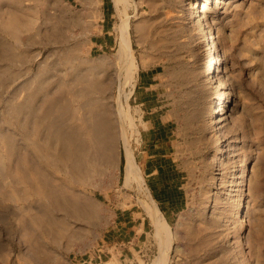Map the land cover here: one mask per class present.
<instances>
[{
	"label": "rangeland",
	"instance_id": "1",
	"mask_svg": "<svg viewBox=\"0 0 264 264\" xmlns=\"http://www.w3.org/2000/svg\"><path fill=\"white\" fill-rule=\"evenodd\" d=\"M97 1L0 0V264H264V0L210 12L228 93L220 132L192 23L207 0ZM127 18L133 81L117 66ZM124 139L148 192L127 180ZM163 159L182 189L173 219L160 211L170 240L147 176ZM239 159L249 185L236 219Z\"/></svg>",
	"mask_w": 264,
	"mask_h": 264
},
{
	"label": "bare ground",
	"instance_id": "2",
	"mask_svg": "<svg viewBox=\"0 0 264 264\" xmlns=\"http://www.w3.org/2000/svg\"><path fill=\"white\" fill-rule=\"evenodd\" d=\"M100 1L101 0L97 2L100 3ZM235 1L236 0H214L212 1L213 2L212 8L207 9L208 8L207 5L211 3V0H207L204 3H202L200 6L196 5V12L192 13V23L194 24L195 30L200 39V42H199L200 49H202V53L204 54V57H206L209 61V66H208L209 71L205 74V82L210 84L211 87H213L214 85L213 87L214 90L219 92L218 94V101L220 102L219 109L214 113V117H213V124L215 125V128H217L219 132L222 128L220 127L217 116L218 114L223 115L224 112L226 111L225 106L227 105L226 104L227 102H225V100H228V97H227L228 93H227V90L225 89L226 87L225 84L227 82L224 81L225 84L222 82L223 75H221V69H222V65H224L223 64L224 61L222 60V56H221V52H222L220 50L221 47L217 45V43L214 41V38H213L214 37L213 31L215 30V28L219 30V27H216L218 24L217 20L214 19V17L210 15V12H213L219 9H229ZM113 2L116 5V7L120 9V7H128L131 4L133 5V3H135L136 1L135 0H113ZM120 31H121V35L119 38V43H120L119 45L120 53L119 54L120 55L118 54L119 58L117 61L118 62L117 66L119 70H122V72L126 74V77L128 78L126 80L130 79V81H133L136 79V74L138 73L140 66L138 65V58L136 56V51L133 48V42H132L130 31H129V19L128 18L123 21L122 25L120 26ZM132 90H134V88ZM122 111H121V114L123 115L124 112L122 113ZM123 116L125 118L126 115H123ZM131 125L132 124H129L130 127ZM220 136L217 137L218 142H220L219 144H221V148H220V152L218 156H222L223 152H225V149L228 148L227 143L224 144L223 140L220 139ZM124 144H125L124 152H125V157H126V164L124 167H125V171L127 175V180L128 181L132 179L139 180L141 183L140 185H142L143 190L148 192V189L144 185L143 180L139 177V173H138L139 170L135 162L134 154L129 145V140H125ZM238 163H239L238 169L234 174L235 180H233V184H232L233 186H231L232 188L230 191V200L233 201V204H235V206H238L237 211L235 213L236 219L246 213L244 212V214H242V211H240L239 209H241L243 202L248 197L247 194H248V185H249V184L248 185L246 184V173H247L248 163L247 162L242 163L240 159L238 160ZM152 210H153L154 220L157 223L159 232L161 234H164L167 240H170L169 236L171 232H170V227L167 221L165 220V218L163 217L162 213L160 212L159 208L156 205H153ZM164 243H166V241H164Z\"/></svg>",
	"mask_w": 264,
	"mask_h": 264
},
{
	"label": "crops",
	"instance_id": "3",
	"mask_svg": "<svg viewBox=\"0 0 264 264\" xmlns=\"http://www.w3.org/2000/svg\"><path fill=\"white\" fill-rule=\"evenodd\" d=\"M145 71V70H144ZM146 73V74H145ZM143 84H146L147 86H152L153 81H155V76L152 74L150 75L149 72L145 71L143 78H142ZM144 103L147 100V97L144 98ZM165 127L159 128L160 133L163 132ZM163 129V130H162ZM168 160L163 159L159 163V167H156L151 173H149L148 177H153L152 180H150V191L152 193V197L154 198L155 202L158 204L159 209L163 214L166 216L167 219L171 220L173 217L178 213V204H181V199L179 198V195L181 194V187L174 186V181H170L167 178V165ZM155 175H158L155 177ZM133 216L135 219L133 221L138 224V228L136 231L142 230L144 232V227L146 225V222L144 219H140L134 212ZM141 235V234H140ZM140 235H135L133 241L131 244L133 246H136L139 243ZM135 248H130L129 252L133 257V253L135 252ZM130 253L125 255L124 258H129ZM123 256V255H122Z\"/></svg>",
	"mask_w": 264,
	"mask_h": 264
}]
</instances>
